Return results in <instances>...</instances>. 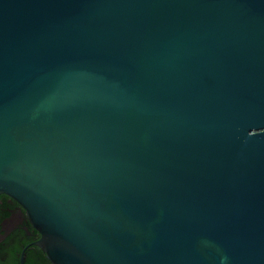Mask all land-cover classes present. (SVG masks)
I'll use <instances>...</instances> for the list:
<instances>
[{"label": "water", "instance_id": "1", "mask_svg": "<svg viewBox=\"0 0 264 264\" xmlns=\"http://www.w3.org/2000/svg\"><path fill=\"white\" fill-rule=\"evenodd\" d=\"M55 264H264V0H0V193Z\"/></svg>", "mask_w": 264, "mask_h": 264}, {"label": "flooded vegetation", "instance_id": "2", "mask_svg": "<svg viewBox=\"0 0 264 264\" xmlns=\"http://www.w3.org/2000/svg\"><path fill=\"white\" fill-rule=\"evenodd\" d=\"M40 238L26 208L0 193V264H55L38 243Z\"/></svg>", "mask_w": 264, "mask_h": 264}]
</instances>
